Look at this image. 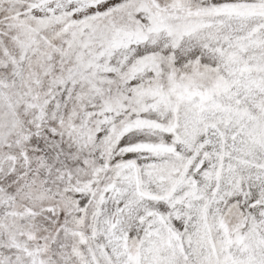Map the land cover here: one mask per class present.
I'll list each match as a JSON object with an SVG mask.
<instances>
[{
  "label": "snow or ice",
  "instance_id": "1",
  "mask_svg": "<svg viewBox=\"0 0 264 264\" xmlns=\"http://www.w3.org/2000/svg\"><path fill=\"white\" fill-rule=\"evenodd\" d=\"M0 264H264V0H0Z\"/></svg>",
  "mask_w": 264,
  "mask_h": 264
}]
</instances>
